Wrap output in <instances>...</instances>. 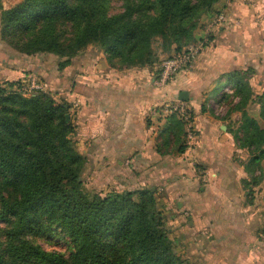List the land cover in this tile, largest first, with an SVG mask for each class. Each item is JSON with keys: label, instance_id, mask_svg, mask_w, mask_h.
<instances>
[{"label": "trees", "instance_id": "obj_1", "mask_svg": "<svg viewBox=\"0 0 264 264\" xmlns=\"http://www.w3.org/2000/svg\"><path fill=\"white\" fill-rule=\"evenodd\" d=\"M221 1L22 0L0 8V42L18 55L56 57L59 73L93 47L110 68H147L154 82L161 57L194 46L200 21L218 15ZM250 72L223 75L222 93L202 104V112L226 102L241 113L234 137L249 154L248 187L264 161V127L247 112L259 104L264 121V93L253 98ZM23 87L0 83V264H200L188 244L178 245L183 236L171 237L156 186L90 187L88 159L67 120L71 105L43 91L25 96ZM165 120L157 153L169 155L175 145L176 154H185L186 124L177 115ZM256 238L264 242V226ZM40 239L63 244L65 252L46 251Z\"/></svg>", "mask_w": 264, "mask_h": 264}, {"label": "crops", "instance_id": "obj_2", "mask_svg": "<svg viewBox=\"0 0 264 264\" xmlns=\"http://www.w3.org/2000/svg\"><path fill=\"white\" fill-rule=\"evenodd\" d=\"M219 4L217 19L223 16L225 22L215 20L218 25L215 33L211 31L210 46L187 74L177 75L162 88L154 86V74L147 68L118 71L106 64L98 69L103 53L93 47L63 71L64 77H59L63 72H57L56 66L38 62L39 57L50 55H18L1 42L0 65L13 67L21 82L30 73L52 87L65 86L72 101L79 104L78 148L88 159L94 183L116 189L155 185L161 207L169 215L171 237L183 236L178 245L188 244L190 256L198 263L264 264V242L256 238V231L264 226V161L253 184L245 186L249 177L244 164L249 155L240 159L241 164L232 160L235 152L243 151L234 137L241 113L229 111L218 120L210 108L202 112L205 95L217 80L225 81L223 75L249 70L253 98L264 93V0H222ZM245 58L249 60L246 66ZM5 68L0 67V74ZM104 73L110 75L108 80ZM183 91L189 93L196 140L192 145L187 141L183 155L175 153V145L169 155H159V134L167 127L163 105L180 102ZM247 112L264 127L259 104H250Z\"/></svg>", "mask_w": 264, "mask_h": 264}, {"label": "rangeland", "instance_id": "obj_3", "mask_svg": "<svg viewBox=\"0 0 264 264\" xmlns=\"http://www.w3.org/2000/svg\"><path fill=\"white\" fill-rule=\"evenodd\" d=\"M21 1L22 0H0V8L3 7V9H10V8H13V7L17 6ZM220 7H221L220 4H218V7H216V11L220 12V9H221ZM0 13H1V9H0ZM218 15L215 14V15H213L212 18H209V17L204 16L202 18V20L200 21V23H199L198 29L195 31L196 44L194 46H196L197 48H199V50L201 48L198 56L201 53H203V51H205V49H206L205 47H209L210 46L209 43L212 41V38H214L212 36V32L211 31H213V33H215L214 32L216 30L215 28H217V25H218V24H216L215 20H217V16ZM88 49H93V48L89 47ZM88 51H90V50H88ZM81 56H83V55L80 54L79 56L75 57L74 60H73V62H76L77 60L82 59ZM198 56L190 64V66L184 72L180 73L179 75H185V73L187 74L189 72L190 67L197 60ZM89 57L92 58L91 55H89ZM100 58L102 59V61L99 60V59H95L96 61L99 60V64H98L97 68L98 69H101V68L103 69V66H106V64L108 65V63H107V60H106V57H105L104 54H101L100 55ZM167 58L168 57H163L162 56L160 61H163V60H165ZM57 61H58L57 58L54 57V56H52V55L51 56H41V57L38 58V62L40 64H42V65H53V66H56ZM244 62H245V66H246L248 64L249 60L247 58H245L243 60V63ZM255 62L256 63H259V61L257 59L255 60ZM263 62H264V57L262 58V62L261 63L263 64ZM89 63H93V60L91 62H89ZM217 65H219V63H217ZM81 66L82 65L79 64V66H77V68H78L77 70H80L81 69ZM0 67L5 68L4 65H0ZM5 69L7 71L3 72V74H0V83L1 84L5 83V82H9V83H13V84L17 85V84H19V82H21V81H19L20 80L19 79V75L20 74L16 73L14 71V68L13 67L12 68L6 67ZM0 71H2V70H0ZM73 71H74V68L72 67V70H69L68 75H71L73 73ZM86 71L88 73H90V70H86ZM91 73L93 75V72H91ZM15 74H16V76L18 74V76L16 77ZM21 74H25L26 75V73H21ZM30 75H32L35 78H37L45 86L43 92L50 93L51 95L55 96V98L58 101L66 102V103H69L71 105L69 119L71 117L72 123L76 127V134L74 135L73 140L77 143V147H79V140L78 139H79L80 127L78 125V119H77V109H79V104L77 105L75 102L72 101V96L73 95H68L69 93H67L68 91L65 90V86L62 87V88L52 87L51 85L44 83V81L38 75H35V74H30V73H29V75L27 74L24 77L25 79L22 82V84H24V82H26V79ZM58 75H59V77H64L65 72H63L61 74H58ZM23 76L24 75H22V77ZM109 77H110V75L108 76V75H105V73H104V79L108 80ZM89 79H92V78H89ZM82 80H84V79H82ZM224 86L225 85L221 81L217 80L213 84V88L211 89V91L207 95H205V98L210 97V96L211 97H218L222 93V90H223ZM225 90L226 91H231L230 90V87H226ZM221 107H222L223 110H221ZM210 111L212 112L211 114H212V116L215 119L221 120L222 118H225L227 116L226 114L230 111V108H229V106H228V104L226 102L221 103L220 105H218V104H216L214 102H211V104H210ZM195 140H196V134H195ZM78 150H79V148H78ZM248 155L249 154H248V152L246 150H243L242 152H239V153L238 152H235L233 154L232 160H233V162L237 163V161H239L242 158H246ZM98 165L99 164H97V166ZM95 180L96 179L94 178V176L91 175L90 181H91V185L92 186L90 185V187H93L94 184H98L99 185V182H97V181H96V183H94ZM123 188H125V187L122 186L120 189H123ZM130 188H132V187H130ZM168 218H169V215H168ZM183 222L185 223L186 220H183ZM178 234H179V232L177 231L176 233H174V236H178ZM39 244L46 251L65 252V246H63V244H57V243H54L53 244V243H50V242L46 241L45 239H40L39 240Z\"/></svg>", "mask_w": 264, "mask_h": 264}, {"label": "built area", "instance_id": "obj_4", "mask_svg": "<svg viewBox=\"0 0 264 264\" xmlns=\"http://www.w3.org/2000/svg\"><path fill=\"white\" fill-rule=\"evenodd\" d=\"M224 22L225 18L220 16L218 18V23ZM200 50L196 46H192L179 55L162 61L159 76L153 82L154 86L162 88L168 85L169 82H171L178 74L184 72L189 67V65L198 56ZM23 86L22 91L25 96H30L33 93L44 91L45 88V86L32 75L26 79ZM226 92L232 94V90ZM235 102H237V100H235ZM221 110H223L222 107ZM163 112L167 117L177 115L180 119H182V121L186 124L187 141L192 145V142L195 140V130L193 122H191V109L188 104L185 102H167L163 105Z\"/></svg>", "mask_w": 264, "mask_h": 264}, {"label": "water", "instance_id": "obj_5", "mask_svg": "<svg viewBox=\"0 0 264 264\" xmlns=\"http://www.w3.org/2000/svg\"><path fill=\"white\" fill-rule=\"evenodd\" d=\"M178 100L180 102L188 103L190 101L189 93L188 92H185V91L181 92L179 94ZM67 120H69V116H67Z\"/></svg>", "mask_w": 264, "mask_h": 264}]
</instances>
